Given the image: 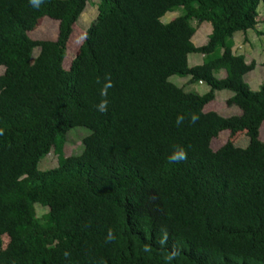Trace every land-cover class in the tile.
<instances>
[{
    "label": "trees",
    "instance_id": "16d2710c",
    "mask_svg": "<svg viewBox=\"0 0 264 264\" xmlns=\"http://www.w3.org/2000/svg\"><path fill=\"white\" fill-rule=\"evenodd\" d=\"M89 1L0 0V264H264V85L252 91L256 64L233 53L264 0H99L66 70ZM45 17L56 41L32 40ZM203 23L212 33L196 47ZM223 91L241 115L205 111ZM76 128L89 131L83 152L65 157ZM52 150L58 167L40 171Z\"/></svg>",
    "mask_w": 264,
    "mask_h": 264
},
{
    "label": "rangeland",
    "instance_id": "374dc122",
    "mask_svg": "<svg viewBox=\"0 0 264 264\" xmlns=\"http://www.w3.org/2000/svg\"><path fill=\"white\" fill-rule=\"evenodd\" d=\"M99 3V0H90L87 4L86 9L81 14L80 18L78 19L77 23L74 27V33L71 36V39L68 44L67 48V56L64 61V68L66 70H69L70 65L74 58L76 57L81 45L83 44L86 32L88 31L91 24L97 19L98 17V9L97 5ZM181 11H175V12H169L162 18V23L167 24L173 21L175 18L181 16ZM258 16L259 21L256 28L252 31H248L246 33L238 32L237 39H236V46L237 49L235 52L237 54H243L248 62V64L255 63L256 69L252 73H249L246 81L251 85L252 90L258 91L261 86L264 85V3H261L258 8ZM196 26V24H194ZM206 25L210 26V24L205 23L203 26L201 25L194 38L192 39V42L195 44V46H203L207 43V35H206ZM44 33V35H42ZM59 33V22L53 19H50L48 17H45L42 19L41 22H39L37 28L31 32L30 38L34 41H54L58 37ZM201 33V34H200ZM241 33V34H240ZM196 38L199 40L197 41ZM206 42V43H205ZM236 48V47H235ZM39 55V49L36 48L33 52L32 56V62L35 61V59ZM200 56L193 54L190 55V66L195 65L196 58H199ZM5 73V68L0 67V76H2ZM219 78L225 77V71L223 73H220L217 75ZM171 83L174 85L183 88L186 92H196V89H199L201 93L205 92L206 87H198V84H190L189 79H181L179 77H171L169 79ZM197 85V88H196ZM219 96L214 102H211L209 105L206 106L205 111L206 112H214L216 111L220 116L222 117H231V116H237L239 109L234 105H228L226 103V97L229 96L227 94V91L219 92ZM242 114V113H241ZM89 134V131L84 128H76L72 130L67 135V142L64 145V156L65 157H71L75 155H79L83 152V141ZM229 133L225 132L222 133L219 138L212 141V149L214 151H217L219 148H221L223 145H225L226 142L229 141ZM260 139L264 142V124L261 126L260 129ZM58 167V156L54 153V150L50 153V155L46 156L39 164V170L40 171H47V170H54ZM35 209L37 212V216L41 217L45 212H47L46 209H44L40 205H35ZM5 247H7L9 243V239L7 237L3 238Z\"/></svg>",
    "mask_w": 264,
    "mask_h": 264
},
{
    "label": "crops",
    "instance_id": "0c3cea01",
    "mask_svg": "<svg viewBox=\"0 0 264 264\" xmlns=\"http://www.w3.org/2000/svg\"><path fill=\"white\" fill-rule=\"evenodd\" d=\"M259 21V20H258ZM205 23H203L202 24V26L204 25ZM209 24V23H208ZM201 26V25H200ZM198 30V29H197ZM197 32V31H196ZM206 35H207V42H208V39H209V36H210V34L212 33V27H211V25L210 26H208V25H206ZM201 34V33H200ZM241 34V33H240ZM197 35L198 34H196V37H197ZM237 35H239V34H235L234 35V38H233V41H234V47H233V53L235 54V55H237V56H243L244 58H245V56L243 55V54H237L236 52H235V50L237 49V46H236V37H237ZM194 38V37H193ZM196 40L197 41H199L197 38H196ZM206 43V42H205ZM204 46V45H203ZM196 47H200V46H196ZM236 47V48H235ZM198 56V55H197ZM200 57L199 58H196V60H195V65L194 66H197V65H201L202 63H203V56L202 55H199ZM245 61H246V63L248 64V62H247V60H246V58H245ZM189 63H190V56H189ZM190 65V64H189ZM249 65V64H248ZM194 66H190V67H194ZM256 69V68H255ZM255 71V70H254ZM253 72V71H252ZM251 72V73H252ZM221 73H223V71L221 72ZM220 74V73H219ZM219 74H217V75H219ZM249 74V73H248ZM248 74L245 76V82L249 85V83L246 81V78H247V76H248ZM218 77V76H217ZM225 77H226V73H225ZM219 78V77H218ZM220 79H222V78H220ZM206 87V85H204V84H201V83H199L198 84V87ZM249 87L250 88H252L251 87V85H249ZM196 88H197V85H196ZM252 91H256L255 89L254 90H252ZM206 92H209V88L207 87L206 89H205V92L204 93H206ZM224 92V91H223ZM195 93H197V94H199V95H203V93H201L200 91H199V89H196V92ZM218 93L219 92H217L216 93V98H215V100L219 97V96H217L218 95ZM222 93V92H221ZM227 94L229 95V96H227L226 97V103H227V101L229 100V99H231V97L233 96V94L232 93H230V92H228L227 91ZM205 95V94H204ZM214 100V101H215ZM213 101V102H214ZM214 112H216V111H214ZM217 113V112H216ZM241 111H240V109H239V112H238V114H237V116H239V115H241ZM232 117V116H231ZM224 118H228V117H224Z\"/></svg>",
    "mask_w": 264,
    "mask_h": 264
},
{
    "label": "clouds",
    "instance_id": "9594fccd",
    "mask_svg": "<svg viewBox=\"0 0 264 264\" xmlns=\"http://www.w3.org/2000/svg\"><path fill=\"white\" fill-rule=\"evenodd\" d=\"M29 2L35 7V6H37L38 5V3H39V0H29ZM87 7V6H86ZM86 9V8H85ZM97 9H98V5H97ZM75 27V26H74ZM73 33H74V31H73ZM30 34V33H29ZM30 36V35H29ZM57 39V38H56ZM71 39V38H70ZM46 41H49V40H46ZM54 41H56V40H54ZM69 44V43H68ZM39 52H40V50H39ZM99 110L100 111H103L104 110V105L103 104H101V105H99ZM196 119V117H193V120H195ZM169 159L170 160H172V161H179V160H183L184 159V152H183V150H179V151H177V152H174L170 157H169Z\"/></svg>",
    "mask_w": 264,
    "mask_h": 264
},
{
    "label": "built area",
    "instance_id": "2783aa9c",
    "mask_svg": "<svg viewBox=\"0 0 264 264\" xmlns=\"http://www.w3.org/2000/svg\"><path fill=\"white\" fill-rule=\"evenodd\" d=\"M202 84V83H201Z\"/></svg>",
    "mask_w": 264,
    "mask_h": 264
}]
</instances>
